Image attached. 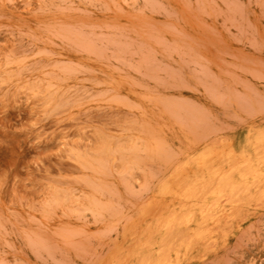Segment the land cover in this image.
Instances as JSON below:
<instances>
[{
  "label": "rangeland",
  "instance_id": "obj_1",
  "mask_svg": "<svg viewBox=\"0 0 264 264\" xmlns=\"http://www.w3.org/2000/svg\"><path fill=\"white\" fill-rule=\"evenodd\" d=\"M262 131L264 0H0V264H143L132 238L168 211L142 144L173 171ZM85 193L100 216L46 204ZM241 205L186 264H264V185Z\"/></svg>",
  "mask_w": 264,
  "mask_h": 264
},
{
  "label": "bare ground",
  "instance_id": "obj_2",
  "mask_svg": "<svg viewBox=\"0 0 264 264\" xmlns=\"http://www.w3.org/2000/svg\"><path fill=\"white\" fill-rule=\"evenodd\" d=\"M142 146L145 154L162 166L157 179L142 176V186L151 192V198L163 204L168 214L150 220L146 238L144 234L132 238L137 241L139 254L143 255L139 262L186 264L198 254L202 258L214 252L220 246L218 241L224 245L226 235L222 221L235 218L242 206V197L264 185V131L248 136L245 145L237 151L221 146L203 147L196 154L188 152L173 171L163 162L158 146L149 142ZM111 149L121 153L123 171L134 169V161L123 153L124 149L100 142L101 153L106 154ZM251 152L260 155V159L251 161ZM52 203L79 207L94 217L103 211L89 193L82 198L72 194L56 195L46 202L47 205ZM153 209V201H150L139 213L141 219H152ZM180 234L185 237L181 239Z\"/></svg>",
  "mask_w": 264,
  "mask_h": 264
}]
</instances>
